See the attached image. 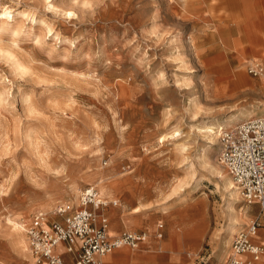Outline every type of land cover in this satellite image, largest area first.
<instances>
[{"label":"rangeland","instance_id":"1","mask_svg":"<svg viewBox=\"0 0 264 264\" xmlns=\"http://www.w3.org/2000/svg\"><path fill=\"white\" fill-rule=\"evenodd\" d=\"M193 1L0 0L1 11H13L0 22V260L15 264L25 254L10 218L25 225L38 210L77 207L64 197L72 184L123 203L121 195L133 200L139 190L157 191L169 208L205 200L207 214L197 203L186 229L195 234L183 238L195 251L207 231L192 264L216 261L231 217L240 232L260 216L206 162L230 173L220 139L206 151L207 126L232 111L213 113L223 103L211 97L196 42L209 40L203 25L216 30L225 12L190 10ZM29 205L30 217L21 216Z\"/></svg>","mask_w":264,"mask_h":264},{"label":"crops","instance_id":"2","mask_svg":"<svg viewBox=\"0 0 264 264\" xmlns=\"http://www.w3.org/2000/svg\"><path fill=\"white\" fill-rule=\"evenodd\" d=\"M191 5L190 10L199 12L212 10L225 12L218 18L220 21L214 22L216 30L209 31L207 22H205L207 26L203 25L207 29L209 40L203 46L198 39L196 41L197 52H200L204 59V67L211 70L210 90L213 92L211 97L214 101L223 103L213 113L221 114L237 108L240 110L245 107L262 106L258 103H264V80L251 75L247 71V65L251 61L264 62V0H195ZM199 12L195 16L197 20L201 17H205L206 20L207 16ZM225 104L229 107L224 108ZM258 111L262 112L254 116H263L264 106ZM151 193L152 191L149 190H139L133 200H128L124 194H117L118 197L124 196L126 202L123 203L118 198L117 204L111 203L103 208L102 212L109 219L111 237L118 236L124 230H144L149 234V238L137 248L122 246L105 255L102 258L104 264H192L194 262L193 256L200 250L207 231L195 251L185 249L184 245L187 243L183 238L185 234L192 236L195 234L193 230L189 232L186 229L188 222L197 217V203L201 204L204 213L207 214L205 200L199 199L191 203L180 202L169 208L168 205L159 203L160 196L157 191L152 193L153 195ZM113 200L116 199L110 201ZM133 201L137 204L135 207L130 205ZM120 202L124 206H120ZM139 203L145 206L136 209ZM252 204L258 205L260 209L258 202ZM161 223L163 237L158 238L156 233ZM181 228L184 229L181 231L182 240L179 242L178 231ZM251 239L255 244H264V227H260ZM28 252L29 256L14 255L17 257L15 264H37L29 248ZM56 252L67 264L74 263L76 251H68L65 244H59ZM240 257L251 258L250 254H241ZM225 259L217 258L213 264H222ZM257 263L264 264V256ZM38 264L50 263L43 260Z\"/></svg>","mask_w":264,"mask_h":264},{"label":"built area","instance_id":"3","mask_svg":"<svg viewBox=\"0 0 264 264\" xmlns=\"http://www.w3.org/2000/svg\"><path fill=\"white\" fill-rule=\"evenodd\" d=\"M247 69L253 76L264 77V62L251 61ZM219 139L220 161L230 171L245 201L259 203L261 216L235 235L230 254L222 264H258L264 256V244H255L251 237L264 227V115L249 117L222 130ZM111 203L117 204V200L104 198L95 186L88 185L81 191L77 207L62 204L52 211L34 214L26 233L35 263L47 260L50 264H67L56 252L61 243L68 251H76L73 264H104L102 258L116 248L139 247L149 238L144 230H124L110 236L109 220L102 210ZM162 227L159 224L158 238L163 237ZM241 254H250L251 258L243 259Z\"/></svg>","mask_w":264,"mask_h":264},{"label":"bare ground","instance_id":"4","mask_svg":"<svg viewBox=\"0 0 264 264\" xmlns=\"http://www.w3.org/2000/svg\"><path fill=\"white\" fill-rule=\"evenodd\" d=\"M12 13H13V11L11 9L6 8V9H4V11L0 10V18H1L0 22H2V23L8 22V20L11 18L10 16H12V18H13V15H11ZM11 30H13V29H11ZM15 31L16 30H14L13 32H15ZM187 80H188L187 83L190 82V80H191L190 77H188ZM259 109L260 108L251 106V107H245V108L237 110V111H232L231 114L227 117V119L219 120V121L217 120L214 124L208 125L207 130H206L207 131L206 136L210 140V143H209L210 145L208 146V149L206 150L207 154H210L215 149L214 145L216 144V141L219 139V135L222 132V130H224L226 128H231V127L237 125L238 123L242 122L243 120L262 112V111H258ZM174 135H177V132H176V134L174 133L173 136ZM206 160H207L206 162L209 165V169L212 172V174L215 175L217 178H221V181L224 184V189L226 191H229L230 195L232 197L239 200L241 198V191H240L238 184L233 179V177L230 176V173L228 171H226V169L223 170L216 163V161L213 162L210 159V157L206 158ZM105 177H107L105 174L101 175L102 180H105ZM81 191L82 190H80L79 187L76 186V184H72V185H70L69 190L66 193L67 196H64V197L67 199L72 198L75 202L78 203L79 202V195H80ZM106 193L109 194L108 191H106ZM100 194L102 196L105 193L102 194V192H101ZM35 208H36L35 205H29L21 213V216L30 217V213ZM138 208H141V205H138L136 207V209H138ZM10 221L12 223L14 230H15L16 244L19 247V249L21 248V250L25 253V254H23V256H26V252L28 251V248H29L28 247L29 242L27 241L28 238L26 236V225L28 223L24 225L22 222H19L17 220H13L12 218H10ZM231 221H232V223L225 230L224 234H221L220 247H219V252L217 254L218 258H221V257L226 258L228 256V254L231 251L230 243H231L232 239H234L235 235L239 232L240 228L243 226V223L240 222L239 217L233 216V217H231ZM108 229H109V221H108ZM29 250H30V248H29ZM15 251L17 253H19L18 249H15ZM0 264H8V262L3 259V260H0Z\"/></svg>","mask_w":264,"mask_h":264}]
</instances>
